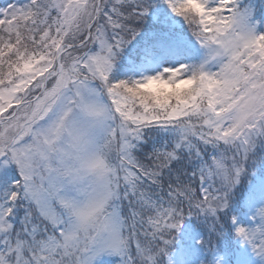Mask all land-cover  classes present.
Instances as JSON below:
<instances>
[{"label": "snow or ice", "instance_id": "6c2138e0", "mask_svg": "<svg viewBox=\"0 0 264 264\" xmlns=\"http://www.w3.org/2000/svg\"><path fill=\"white\" fill-rule=\"evenodd\" d=\"M264 264V0L0 5V264Z\"/></svg>", "mask_w": 264, "mask_h": 264}, {"label": "rangeland", "instance_id": "374dc122", "mask_svg": "<svg viewBox=\"0 0 264 264\" xmlns=\"http://www.w3.org/2000/svg\"><path fill=\"white\" fill-rule=\"evenodd\" d=\"M117 259L118 258H116V257L109 258V264H115Z\"/></svg>", "mask_w": 264, "mask_h": 264}, {"label": "trees", "instance_id": "16d2710c", "mask_svg": "<svg viewBox=\"0 0 264 264\" xmlns=\"http://www.w3.org/2000/svg\"><path fill=\"white\" fill-rule=\"evenodd\" d=\"M6 2H7V0H0V5L4 4Z\"/></svg>", "mask_w": 264, "mask_h": 264}]
</instances>
